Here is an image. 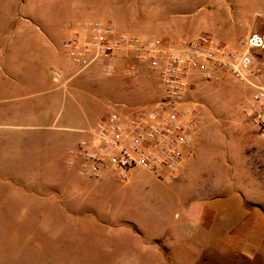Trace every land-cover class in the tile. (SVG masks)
I'll return each mask as SVG.
<instances>
[{
    "label": "rangeland",
    "instance_id": "rangeland-1",
    "mask_svg": "<svg viewBox=\"0 0 264 264\" xmlns=\"http://www.w3.org/2000/svg\"><path fill=\"white\" fill-rule=\"evenodd\" d=\"M8 1L10 24L4 34L9 35L10 82L36 74L22 68L30 57L19 52L16 43L43 31L46 19L60 23L80 5L87 6L89 15L84 22L58 39L57 62L60 69L68 67L65 76L79 72L69 80L68 88L78 89L79 96L90 100L79 103V111L67 100L58 123L65 128L51 133L56 140L51 148L33 143L28 132L0 128V264H139L133 259L132 245L152 243L145 217L155 206L163 209L168 227L176 222L183 226L180 241H157L164 246L209 243L208 236L215 243H243L242 222L236 214L233 219L223 212L216 215L213 230L206 231L188 219L187 209L195 202L216 206L223 202L218 199L232 196L241 200L244 209H253L259 202L261 179L255 178L254 185L237 180V173L247 170L250 160L264 159V140L243 114L252 89L213 65L207 80L203 72H191L184 100L198 110L193 113L195 124L187 132L190 143L180 168L157 173L137 170L126 180H117L110 173L90 179L67 164L72 143L89 138L86 131L110 112L106 103L124 104V114L138 111L159 99L162 83L144 67L138 78L128 76L129 59L110 75H104L97 64L79 70L70 62L64 44L82 25L99 20L118 33L142 40L177 42L208 35L239 50L252 32L264 34V0ZM254 52L259 82L264 83V50ZM69 114L72 120L64 125Z\"/></svg>",
    "mask_w": 264,
    "mask_h": 264
},
{
    "label": "built area",
    "instance_id": "built-area-1",
    "mask_svg": "<svg viewBox=\"0 0 264 264\" xmlns=\"http://www.w3.org/2000/svg\"><path fill=\"white\" fill-rule=\"evenodd\" d=\"M64 48L79 70L97 64L104 75H110L119 63L131 59L126 66L128 76L138 78L144 67L162 83L159 99L138 111L124 114V104L106 103L110 112L86 131L88 139L69 149L67 164L87 178L99 179L110 173L117 180H126L137 170H175L189 143L187 132L195 124L193 113L198 110L184 100L187 78L191 72L201 71L207 80L212 65L252 89L243 114L264 140V83L259 82L260 69L254 65V51L264 50V34L252 32L241 49L233 50L208 35L177 42L142 40L91 20Z\"/></svg>",
    "mask_w": 264,
    "mask_h": 264
},
{
    "label": "crops",
    "instance_id": "crops-1",
    "mask_svg": "<svg viewBox=\"0 0 264 264\" xmlns=\"http://www.w3.org/2000/svg\"><path fill=\"white\" fill-rule=\"evenodd\" d=\"M8 7V0H0V119L2 121L0 128L28 132L33 143L40 147L44 145L45 148H51L52 145H56V140L53 139L51 133L65 128L58 126V123L67 100H72L78 111L80 110L79 103L90 100L79 96L78 89L76 91L75 88H68L69 80L79 72L65 76L69 73L68 67L60 69L57 62L58 39L75 24L84 22V19L89 15V10L86 9L87 6L80 5L73 14L67 15L65 20L60 23L57 19H46L43 31L29 35L19 45L16 43L18 51L23 50L26 57H30L29 62L27 60L22 68L26 72L33 71L36 74L30 78H27V75L23 80L10 82L8 81L9 72L13 70V67L10 64L8 50L9 35L4 34V30H7L10 24ZM4 8L6 9L5 14ZM14 50L17 51V49ZM129 61L132 62L131 59ZM62 77H64L63 80L59 81ZM76 97H80V99ZM16 101H21L22 105L10 104ZM80 114L83 117L87 116L81 111ZM71 116L72 114L67 115L62 123L65 125L70 122ZM76 131L85 132L83 129H76ZM181 164L182 160L176 169H179ZM247 168V170L237 173L238 183L250 182L254 185L255 178L261 179L259 202L255 203L253 209H244L243 203L237 196L224 199L225 201L220 198L218 200L223 202H217L216 206L195 202L187 209L188 219L196 226L201 225L206 231L213 230L211 224L216 215H221L223 212L233 219L236 214L242 222L243 243H215L212 237L208 236L209 243H169L164 246L157 241L159 239L180 241L183 237L180 238L178 233L183 231V226L182 223L176 222L173 227H168V218L161 215L163 209L155 206L153 211H146L145 217L149 239L152 243H133V259H136L139 264L141 262L143 264H264V209L259 207V205L264 206V159L250 160ZM257 169L259 174H262L261 176L255 173ZM226 179L230 180L228 177ZM217 184L221 186V180L217 181ZM224 206L225 209H223ZM171 233L174 234V237ZM190 248H194V251L191 252ZM192 257H194L193 262Z\"/></svg>",
    "mask_w": 264,
    "mask_h": 264
}]
</instances>
